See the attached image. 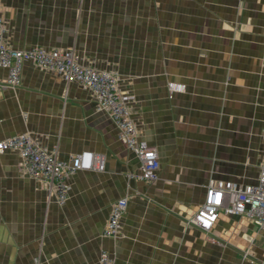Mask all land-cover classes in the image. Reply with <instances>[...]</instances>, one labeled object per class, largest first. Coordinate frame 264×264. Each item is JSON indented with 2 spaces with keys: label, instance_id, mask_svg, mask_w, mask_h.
<instances>
[{
  "label": "crops",
  "instance_id": "obj_1",
  "mask_svg": "<svg viewBox=\"0 0 264 264\" xmlns=\"http://www.w3.org/2000/svg\"><path fill=\"white\" fill-rule=\"evenodd\" d=\"M0 17L13 49L68 50L116 73L159 161L155 181L134 178L139 161L93 94L25 61L20 84L0 91V141L27 133L59 160L90 152L104 168L71 176L60 206L16 152L0 153V264H98L101 250L114 264H264V231L248 218L220 214L209 233L189 222L210 182L257 179L264 0H0ZM121 198L120 235L104 238Z\"/></svg>",
  "mask_w": 264,
  "mask_h": 264
},
{
  "label": "built area",
  "instance_id": "obj_2",
  "mask_svg": "<svg viewBox=\"0 0 264 264\" xmlns=\"http://www.w3.org/2000/svg\"><path fill=\"white\" fill-rule=\"evenodd\" d=\"M6 28L0 17V68L6 70V78L0 82V91L20 84L22 65L25 61L36 67L55 73L66 82H75L89 90L95 100V109L106 114L114 123L119 140L139 161L140 171L134 178L151 183L158 178L159 161L157 151L140 139L133 121L134 95L119 89L118 75L111 71L97 70L79 64L68 50L30 47L13 49L5 38ZM170 92H183L185 86L169 82ZM264 143V133L262 134ZM14 151L20 159L23 175L40 181L62 206L68 199V179L79 170L102 171L101 156L90 152L59 160L55 154L42 147L31 135L24 133L0 141V153ZM127 207V199L121 198L111 204L110 213L102 231L107 239H117L121 230V217ZM220 214L243 216L251 220L259 231H264V156L259 163L255 183L237 186L231 181L210 182L205 191L203 204L190 219V224L204 233H209ZM98 264H114V255L101 250Z\"/></svg>",
  "mask_w": 264,
  "mask_h": 264
}]
</instances>
